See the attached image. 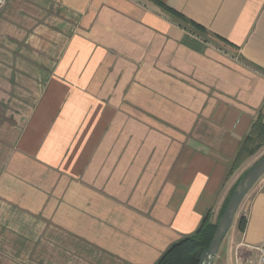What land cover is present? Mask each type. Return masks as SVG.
I'll return each mask as SVG.
<instances>
[{
  "label": "crops",
  "instance_id": "crops-1",
  "mask_svg": "<svg viewBox=\"0 0 264 264\" xmlns=\"http://www.w3.org/2000/svg\"><path fill=\"white\" fill-rule=\"evenodd\" d=\"M157 1L233 54L153 0L0 12V264H156L219 218L264 123V0ZM258 185L245 246L264 242Z\"/></svg>",
  "mask_w": 264,
  "mask_h": 264
},
{
  "label": "trees",
  "instance_id": "trees-1",
  "mask_svg": "<svg viewBox=\"0 0 264 264\" xmlns=\"http://www.w3.org/2000/svg\"><path fill=\"white\" fill-rule=\"evenodd\" d=\"M160 7L164 9L168 14H170L175 22L182 27L184 30L197 35L204 41L208 42L209 38L213 36L217 41L224 43L226 45L232 46L227 40L212 35L209 33L204 27L199 24L189 20L182 14L168 8L163 5L161 2L157 0H153ZM264 110V106L263 109ZM264 147V123H263V114L260 112L256 121L254 122L251 133L248 136L245 144L240 149L234 166L232 168V172L236 171L241 165H243L248 159L252 158L256 155L262 148ZM231 175V173H230ZM242 179V178H241ZM241 179L237 182V184L241 181ZM237 184L233 187L230 196L228 197L220 215L218 221L216 223L212 222V215L209 212L204 218L201 226L197 230L195 234L192 236L184 238L177 244H174L171 248H169L166 253L161 257V259L156 264H199V259L201 254L207 250L211 244L213 236L215 234L218 222L222 215L225 212V209L228 205L231 195L233 194ZM245 219L242 218L239 221L238 229L240 232H244L245 230Z\"/></svg>",
  "mask_w": 264,
  "mask_h": 264
},
{
  "label": "rangeland",
  "instance_id": "rangeland-1",
  "mask_svg": "<svg viewBox=\"0 0 264 264\" xmlns=\"http://www.w3.org/2000/svg\"><path fill=\"white\" fill-rule=\"evenodd\" d=\"M8 4V3H7ZM6 4V5H7ZM6 5L3 7V9L6 7ZM2 10H0L1 12ZM209 44L213 47L219 48L221 51H224L225 54L231 55L233 54L232 51L228 48L226 44H223L221 42H218L217 40H214L212 38L208 39ZM12 106L9 105L8 108H11ZM264 156V147L252 158L248 159L243 166L241 165L239 173L237 174L238 178H243L247 172V170L255 164L259 159H261ZM236 178V176H235ZM232 179L231 184L236 185L237 182L241 179ZM234 185V186H235ZM261 187V197L257 201V205L264 206V176L259 180V185L257 186ZM244 214H247L245 211L243 213L241 211H238L236 215L235 222L233 224L232 229L228 233L227 237L224 239L221 248L219 250L218 256L214 262V264H257L258 260V253H257V246H245L243 244L242 236L240 234V231H238L237 224L240 220L241 216ZM255 220H257V224L260 221V214L257 213L255 215ZM214 223L218 221V219H213Z\"/></svg>",
  "mask_w": 264,
  "mask_h": 264
},
{
  "label": "water",
  "instance_id": "water-1",
  "mask_svg": "<svg viewBox=\"0 0 264 264\" xmlns=\"http://www.w3.org/2000/svg\"><path fill=\"white\" fill-rule=\"evenodd\" d=\"M263 176L264 156L247 170L245 176L237 184L233 194L230 197L225 212L218 222L209 248L205 250L200 256L199 264H214L221 245L234 224L237 212L244 198Z\"/></svg>",
  "mask_w": 264,
  "mask_h": 264
},
{
  "label": "built area",
  "instance_id": "built-area-1",
  "mask_svg": "<svg viewBox=\"0 0 264 264\" xmlns=\"http://www.w3.org/2000/svg\"><path fill=\"white\" fill-rule=\"evenodd\" d=\"M7 2L8 0H0V10L3 9ZM256 250L258 252L257 264H264V242L260 247H257Z\"/></svg>",
  "mask_w": 264,
  "mask_h": 264
}]
</instances>
